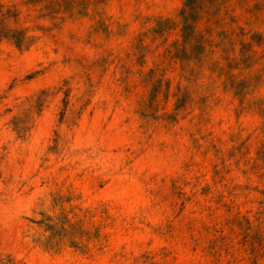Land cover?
<instances>
[{
    "label": "rangeland",
    "instance_id": "1",
    "mask_svg": "<svg viewBox=\"0 0 264 264\" xmlns=\"http://www.w3.org/2000/svg\"><path fill=\"white\" fill-rule=\"evenodd\" d=\"M0 264H264V0H0Z\"/></svg>",
    "mask_w": 264,
    "mask_h": 264
}]
</instances>
